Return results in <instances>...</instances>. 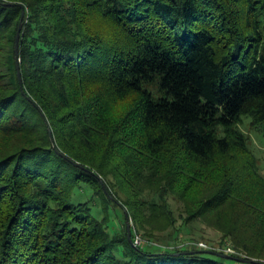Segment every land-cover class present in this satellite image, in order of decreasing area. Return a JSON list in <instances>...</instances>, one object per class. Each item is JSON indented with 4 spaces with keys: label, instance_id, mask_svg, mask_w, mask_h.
I'll use <instances>...</instances> for the list:
<instances>
[{
    "label": "trees",
    "instance_id": "16d2710c",
    "mask_svg": "<svg viewBox=\"0 0 264 264\" xmlns=\"http://www.w3.org/2000/svg\"><path fill=\"white\" fill-rule=\"evenodd\" d=\"M245 119L264 0H0V264H264Z\"/></svg>",
    "mask_w": 264,
    "mask_h": 264
},
{
    "label": "rangeland",
    "instance_id": "374dc122",
    "mask_svg": "<svg viewBox=\"0 0 264 264\" xmlns=\"http://www.w3.org/2000/svg\"><path fill=\"white\" fill-rule=\"evenodd\" d=\"M250 119L244 120L242 131L250 138V149L255 153L260 165V171L264 176V130H251ZM192 236H183L181 241L189 242V246L201 247L199 244L206 245L205 248L221 250L225 248L222 245L221 235L214 229L207 227L204 224H196L195 229L191 233ZM180 241V243H181ZM228 263L234 264V261L228 260Z\"/></svg>",
    "mask_w": 264,
    "mask_h": 264
},
{
    "label": "water",
    "instance_id": "95a60500",
    "mask_svg": "<svg viewBox=\"0 0 264 264\" xmlns=\"http://www.w3.org/2000/svg\"><path fill=\"white\" fill-rule=\"evenodd\" d=\"M21 30H22V24L20 23L17 34H16V45H15V52H16V60L18 61V46H19V41H20V35H21ZM127 223H128V233H129V238H130V221L129 218L127 217ZM226 258H230L228 256H225ZM241 262H245V263H252L254 264L255 262L253 261H244V260H240Z\"/></svg>",
    "mask_w": 264,
    "mask_h": 264
},
{
    "label": "built area",
    "instance_id": "2783aa9c",
    "mask_svg": "<svg viewBox=\"0 0 264 264\" xmlns=\"http://www.w3.org/2000/svg\"><path fill=\"white\" fill-rule=\"evenodd\" d=\"M134 245L135 246H140V245H142V239L139 237V236H137L136 238H135V241H134ZM202 248H205L206 247V245H204V244H199ZM226 253H233V251H232V249L231 248H227L226 249Z\"/></svg>",
    "mask_w": 264,
    "mask_h": 264
}]
</instances>
